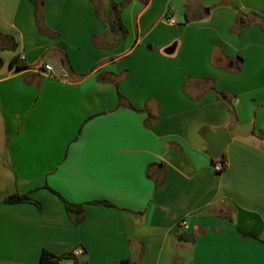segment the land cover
<instances>
[{
	"label": "crops",
	"instance_id": "crops-1",
	"mask_svg": "<svg viewBox=\"0 0 264 264\" xmlns=\"http://www.w3.org/2000/svg\"><path fill=\"white\" fill-rule=\"evenodd\" d=\"M240 12L264 0H43L40 24L0 0V264H264V25Z\"/></svg>",
	"mask_w": 264,
	"mask_h": 264
},
{
	"label": "trees",
	"instance_id": "trees-1",
	"mask_svg": "<svg viewBox=\"0 0 264 264\" xmlns=\"http://www.w3.org/2000/svg\"><path fill=\"white\" fill-rule=\"evenodd\" d=\"M42 2H43V0H33L39 24L41 22L40 10L42 7ZM120 7H121V4L116 3L114 1L112 2V9L117 16V23L122 25V20L120 18ZM238 22H239V25L241 27L248 25L250 23H259L261 25H264V23H263L264 20L257 13L246 14L244 12H240ZM17 60H18V58H15L12 61V64H14ZM20 67H21V65H17V68H20ZM223 97H226V96L223 95ZM259 135L264 138V130H261ZM222 157L224 158V155H222ZM213 161H214V159H213ZM63 200L65 202L67 211H68L70 217L73 219V221L76 224L81 223L85 218L84 204L83 203H77V202H70L64 198H63ZM3 201L6 203H16V202H22V201H34V202H37L38 204H40L38 201L33 199L29 193H20V192H15V193L5 197L3 199ZM95 203L113 205L111 202L106 201V200H97V201H95ZM59 258H66V255L55 256L53 253H51L45 249L42 253L41 264H58L57 259H59Z\"/></svg>",
	"mask_w": 264,
	"mask_h": 264
},
{
	"label": "built area",
	"instance_id": "built-area-1",
	"mask_svg": "<svg viewBox=\"0 0 264 264\" xmlns=\"http://www.w3.org/2000/svg\"><path fill=\"white\" fill-rule=\"evenodd\" d=\"M169 21L174 23L175 19L173 17H169ZM21 59H24V57H22ZM41 70L56 78H64V79L69 78V71L63 64L59 66H55L54 64L43 62L41 65ZM226 165H227L226 159L223 158L222 156L214 159V168L217 171L219 172L223 171ZM178 226L180 229L183 230H188L190 228V224L185 219L181 220ZM84 252H85V248L83 246H78L72 251L71 256L77 259L81 255H83ZM57 260H58V264H81L77 261H73L72 263H66L65 258H59Z\"/></svg>",
	"mask_w": 264,
	"mask_h": 264
},
{
	"label": "water",
	"instance_id": "water-1",
	"mask_svg": "<svg viewBox=\"0 0 264 264\" xmlns=\"http://www.w3.org/2000/svg\"><path fill=\"white\" fill-rule=\"evenodd\" d=\"M251 125L239 126L236 129V133L246 135L249 133ZM205 138L208 143L209 152L214 159L219 158L223 155L224 148L231 141V133L226 128H221L217 131H206ZM182 237L188 241H194L195 237L193 234L184 233Z\"/></svg>",
	"mask_w": 264,
	"mask_h": 264
}]
</instances>
